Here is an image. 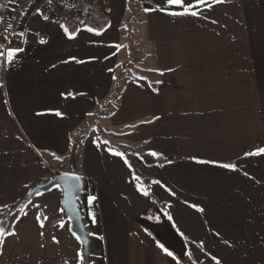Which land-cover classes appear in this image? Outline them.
<instances>
[{
    "label": "crops",
    "instance_id": "0c3cea01",
    "mask_svg": "<svg viewBox=\"0 0 264 264\" xmlns=\"http://www.w3.org/2000/svg\"><path fill=\"white\" fill-rule=\"evenodd\" d=\"M50 1L59 19L0 39L22 49L0 56V264H264V155H246L264 148V0H206L196 17L89 0L86 22ZM136 54L153 68L108 100Z\"/></svg>",
    "mask_w": 264,
    "mask_h": 264
},
{
    "label": "built area",
    "instance_id": "2783aa9c",
    "mask_svg": "<svg viewBox=\"0 0 264 264\" xmlns=\"http://www.w3.org/2000/svg\"><path fill=\"white\" fill-rule=\"evenodd\" d=\"M64 9L71 12L75 19L88 21L91 13L89 0H57ZM38 13L45 20H57L60 14L50 0H0V39L6 43L17 36L27 17ZM46 41V35L41 34L38 41Z\"/></svg>",
    "mask_w": 264,
    "mask_h": 264
},
{
    "label": "snow or ice",
    "instance_id": "6c2138e0",
    "mask_svg": "<svg viewBox=\"0 0 264 264\" xmlns=\"http://www.w3.org/2000/svg\"><path fill=\"white\" fill-rule=\"evenodd\" d=\"M214 2L215 3H224L225 0H214ZM166 3H167V5L169 7H177V8L182 9V11L169 12L168 14L171 15V16H185V15H189V16L196 17L198 15V11L194 10V9H198L199 5L205 4L206 0H196L195 3H189V4H185V0H166ZM207 6L211 7V5H207ZM151 10H155V9H146V11H151ZM45 19H47V17H45ZM60 27L63 29L65 35L67 36V38L69 40L75 39V34L70 32L67 27H65L64 25H61ZM86 31H88L90 33H95L96 35H100L101 34L98 30L93 29L91 27L86 28ZM40 43H44V41L41 40ZM21 50L22 49H18V48H9L7 50V52L5 53L4 50L0 49V56H3L5 58V60H6V62L9 65H11L14 62L15 58H16L17 52L21 51ZM77 62H79V61H77ZM158 83H159V81H158ZM68 95L70 96L71 93H69ZM55 115L60 116L61 113L56 112ZM152 155L156 156L157 153L153 152ZM246 155H248V156L264 155V148H259V149H257L254 152L247 153ZM197 162L198 163H205V161H197ZM125 163H127V162L125 161ZM220 167H223L225 169L235 170V166L232 165V164H222V165H220ZM71 179L79 180V177H71ZM138 179H139V177H137V180ZM154 183H158V181H154ZM143 194L145 196L148 195L147 191H144ZM95 199H96V197H94V196H88L87 204H88L89 207L93 204V201H95ZM36 219L38 221H40L42 219L46 220L47 217H39L38 216ZM44 226L45 225L43 223H40V227L41 228H43ZM60 227H64V225L61 224ZM9 234H12V233H9ZM4 235H5L4 229L0 228V237H3ZM0 242H2V241H0ZM158 246L163 248V245H158ZM163 250L166 252V254L168 256H172V253L167 251V249H163ZM78 255L80 257V264H83V259H84L83 254H78ZM216 264H220V261L217 260Z\"/></svg>",
    "mask_w": 264,
    "mask_h": 264
},
{
    "label": "rangeland",
    "instance_id": "374dc122",
    "mask_svg": "<svg viewBox=\"0 0 264 264\" xmlns=\"http://www.w3.org/2000/svg\"><path fill=\"white\" fill-rule=\"evenodd\" d=\"M131 2V0H130ZM129 11H130V8H129ZM128 14H130V12H128ZM71 19L73 20V16L71 17ZM131 19L128 18L126 20V23L128 22V24H126L125 27H123L122 29V34H121V38L123 39L124 42L128 41V46H130V48L133 46V44L131 43V34H130V31H129V23H130ZM135 48V46H134ZM142 57L139 55V54H136V56H132V59H129L128 61L126 62H123L122 64H120V66L118 67V70H117V73H116V76L118 73H120V71H123V74H122V81L120 83V86H119V90L122 88L124 89L126 83L129 81V80H132V79H137L139 77H146V73H147V69L148 68H153L152 66H150L149 64V67L146 66V61L145 60H142L141 59ZM124 80V81H123ZM127 80V81H126ZM126 81V82H125ZM115 82H116V77H115ZM116 84H114L115 86ZM121 90H120V93H121ZM113 90L110 94V97L113 95ZM119 96V92H116L114 94V99L115 100L116 98H118ZM109 97V98H110ZM108 98V99H109ZM74 159H72V166L71 168H75L76 169V165L78 164V161H79V154H78V151L77 153H75V156L73 157Z\"/></svg>",
    "mask_w": 264,
    "mask_h": 264
},
{
    "label": "trees",
    "instance_id": "16d2710c",
    "mask_svg": "<svg viewBox=\"0 0 264 264\" xmlns=\"http://www.w3.org/2000/svg\"><path fill=\"white\" fill-rule=\"evenodd\" d=\"M144 8H151V6L150 5H148V4H145V3H143V5H142ZM2 64L0 63V82L2 81ZM122 74H123V71H120V73H118L117 74V76H116V82H115V86L113 87V93L115 94L116 92H119L120 93V90H119V86H120V83H121V81H122ZM124 81V80H123ZM114 94L108 99V100H113L114 99ZM72 156V155H71ZM70 156V157H71ZM142 158L144 159V161L146 162V163H150V164H153V163H161L162 161H159V160H156L154 157H152V156H149V155H142ZM85 186L86 187H88L89 186V184L88 183H85ZM30 197H32V194H30V195H28V197H27V199L25 200V201H23V202H20V203H18V204H16V205H13V206H10V207H8V208H6V209H4V210H11V209H13V207L15 208V206H18V205H21V204H23V203H25ZM3 211V210H2Z\"/></svg>",
    "mask_w": 264,
    "mask_h": 264
},
{
    "label": "water",
    "instance_id": "95a60500",
    "mask_svg": "<svg viewBox=\"0 0 264 264\" xmlns=\"http://www.w3.org/2000/svg\"><path fill=\"white\" fill-rule=\"evenodd\" d=\"M71 177H76V176H74V175H69V176L65 175L62 178H59L58 181H59V183H61V182L64 183L68 179H71Z\"/></svg>",
    "mask_w": 264,
    "mask_h": 264
}]
</instances>
